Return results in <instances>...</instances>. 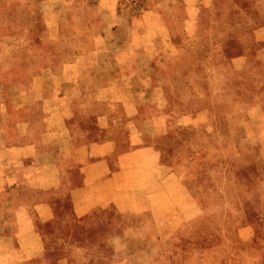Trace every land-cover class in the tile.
<instances>
[{"label":"rangeland","instance_id":"obj_1","mask_svg":"<svg viewBox=\"0 0 264 264\" xmlns=\"http://www.w3.org/2000/svg\"><path fill=\"white\" fill-rule=\"evenodd\" d=\"M46 1L0 0V172H5V128L16 140L17 118H7L5 110L25 100L27 115L35 111L44 119L43 106L28 104L37 93L63 86L60 66L91 51L105 30L99 0H60L62 17L69 19L58 26L45 16L54 6ZM164 1L167 28L153 34L152 64L146 68L148 60L141 59L132 66L134 87H127L138 93L134 120L147 131L144 141L184 177L186 203L199 205L202 213L183 224L171 221V239L156 262L264 264V0ZM158 5L121 0L119 11L134 19ZM129 38L124 33L107 39L116 50L112 58L124 59ZM99 72L114 76L108 67ZM39 76L47 80L32 83ZM175 200L170 208L177 218L192 213L179 206L184 199ZM3 216L5 211L0 256L26 257L29 239L20 250L5 240ZM103 217L125 221L113 211L77 219L69 202L60 203L57 218L38 226L42 256L27 264H112L110 244H88L85 226Z\"/></svg>","mask_w":264,"mask_h":264},{"label":"crops","instance_id":"obj_2","mask_svg":"<svg viewBox=\"0 0 264 264\" xmlns=\"http://www.w3.org/2000/svg\"><path fill=\"white\" fill-rule=\"evenodd\" d=\"M48 1L44 3L54 6L45 12L47 20L58 21L57 26L68 21L67 14L62 17V1ZM120 2L98 1L105 30L97 35L95 47L60 66L63 86L56 84L48 92L37 93V100L28 104L43 106L44 119L35 111L27 115L25 100L5 110L7 118L17 119L13 128L16 140L11 138V129L5 128L0 215L5 211V240L20 250L26 238L29 247L26 257L7 253L0 256V264L39 259L43 238L38 226L53 222L62 202L71 204L77 219L106 211L125 218L121 223L103 217L85 226L90 230V246H112V264H158L171 239V221L179 219L183 224L202 213L199 205H187L184 177L164 164L161 152L144 141L147 131H140L134 120L139 115L138 93L127 87H134L128 72L131 67L154 53L155 30L167 28L168 3L155 0L161 6L132 19L119 11ZM124 33L130 37L126 55L112 58L116 50L105 43L112 35ZM151 64L148 60L145 67ZM101 67L111 68L114 76L102 75ZM45 80L39 76L32 83ZM175 197L178 202L184 199L179 206L185 211L189 207L192 213L177 218L171 210V204H177Z\"/></svg>","mask_w":264,"mask_h":264}]
</instances>
